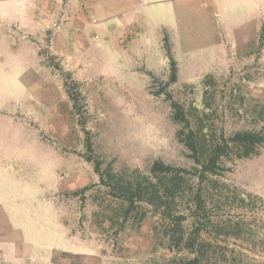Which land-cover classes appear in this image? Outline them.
Masks as SVG:
<instances>
[{
    "label": "rangeland",
    "instance_id": "374dc122",
    "mask_svg": "<svg viewBox=\"0 0 264 264\" xmlns=\"http://www.w3.org/2000/svg\"><path fill=\"white\" fill-rule=\"evenodd\" d=\"M171 100L216 139L264 126V0H0V264H173L154 207L123 218L93 169L190 170ZM220 165L201 184L214 248L264 264V232L231 233L264 224V144Z\"/></svg>",
    "mask_w": 264,
    "mask_h": 264
},
{
    "label": "trees",
    "instance_id": "16d2710c",
    "mask_svg": "<svg viewBox=\"0 0 264 264\" xmlns=\"http://www.w3.org/2000/svg\"><path fill=\"white\" fill-rule=\"evenodd\" d=\"M176 67L175 61L171 58L168 82L175 81ZM67 92L73 100L74 108L79 109L77 96H73L69 89ZM167 97L171 98L169 93ZM170 104L172 119L183 123L187 129L186 131L179 129L177 137L189 151L188 155L193 161L190 170L155 160L150 165L148 174L122 177L114 175L109 165L102 168L99 159L94 160L93 169L99 176L100 183L109 187L118 201L123 218L130 216L136 207L142 209L146 206L154 207L159 220L155 221L151 230L156 236L161 234L167 243H174L173 264H228L237 261L232 249L228 252L217 251L214 248L213 239L209 236L211 233L209 225L216 220H212L207 213L208 194L201 184L210 174H216L223 169L220 160L228 156L229 151L238 158L257 154L264 144V126L258 129L236 130L228 136L221 134L216 139L209 130H201L202 126L192 128L178 102L171 100ZM263 110L264 104L260 112ZM90 146L87 137V149L90 150ZM87 159H91L90 156H87ZM184 197L189 200L184 201ZM237 197L240 202H244L248 197L258 205L262 204L260 198L252 193L240 191ZM134 213L139 215V220L145 215L144 210ZM222 231L223 229L215 230L217 233H223ZM260 232H264L262 222L255 228L249 225L246 230L238 227L236 231H231L234 236L241 234L254 236Z\"/></svg>",
    "mask_w": 264,
    "mask_h": 264
}]
</instances>
